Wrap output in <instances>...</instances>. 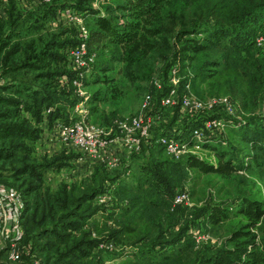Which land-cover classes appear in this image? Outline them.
Wrapping results in <instances>:
<instances>
[{"label":"trees","instance_id":"obj_1","mask_svg":"<svg viewBox=\"0 0 264 264\" xmlns=\"http://www.w3.org/2000/svg\"><path fill=\"white\" fill-rule=\"evenodd\" d=\"M168 1L100 0L102 6L96 10L87 6L86 0L71 2L62 0V4L57 0H50L41 2L39 7L44 6V16L54 17L61 9L71 7L85 17L89 28L87 44L89 49L96 53V58L90 65L91 71L89 70L81 82L85 87L101 83L106 86L103 91L99 88L90 94L89 102L94 104L100 100L117 99L123 94L114 74L112 59L104 58L106 51L117 53L124 64V68H117L116 72L133 79L135 75L133 66L156 49L154 38L170 30L163 17L164 5ZM207 10L209 11L206 17L197 16L190 18L188 22L182 21L183 26L175 31L172 65L176 66L177 74L180 72L176 65L178 60L197 61L196 74L185 77L190 87L192 84L197 86L215 79L224 71L223 62L219 59L205 58L210 49L216 48L224 41L235 47L245 41V44L251 47L257 44V38L263 34L259 31V17L264 10V0H217L210 2ZM7 12V18L0 21V35L8 25L14 26L16 19L24 14L17 8L15 0H8ZM31 24L33 25V22ZM68 28L72 29V27ZM68 28H64L62 32L44 42L41 47H36L34 41L26 42L24 45L19 42L12 44L11 35L0 38V66L4 68L1 70L5 72L32 70L35 79L41 82V86H27L26 92L16 90L9 91L6 95L0 93L2 106L0 108V183L18 188L26 203L21 213L22 224L25 226L24 233L13 247L14 252L20 253L23 264L31 261L34 252L41 250L48 253L46 264H76L78 259L88 257L96 250L99 252L101 250L99 244L106 239L113 238L118 241L128 239L133 244L141 242L149 236L144 229L146 218H150L148 210L157 209L165 198L169 200L172 208H181L184 205L173 204L177 192L172 197L168 196L169 194L166 193V189H169L168 179L163 176L164 172L160 169L154 173V168L147 172L150 183L145 187L150 192L148 194H154L153 190L156 189L160 196L150 198L146 203L138 196L124 199L126 203L123 202L126 207L124 216L117 220L115 227L110 229L98 228L100 223L96 221L93 224L95 219L91 223L96 230L93 229L94 226L86 227L91 217L101 210V206L94 205L97 192L109 180L115 182L122 175V180H125V171L122 173L117 171V168L113 170L106 168L110 173H117L113 176H102L96 184L95 182L87 185L65 183L54 194L48 191L43 194L38 193L44 183L43 170L61 169L66 165L64 158L68 157L61 154L62 156L46 157L43 161L35 160L33 157L34 142L41 132L38 123L43 120L44 112L50 109L47 114L50 121L64 114V108L57 106L56 90L51 89L52 82L57 83L60 90H63L61 77L67 76L70 79L75 76V72L68 66V54L77 38L75 35H65ZM19 52L22 53L21 59L13 60ZM98 55L103 58L102 64L94 69ZM151 83L156 91H160L158 95L152 90L148 91L153 96L148 111L153 109L158 111L157 105L169 92L171 85L162 88L156 86L154 82ZM70 93L71 91L69 97H71ZM73 100L75 102L77 98ZM179 107L176 106V110ZM92 109H96V106ZM23 111L28 112L29 115H25ZM203 113V117L217 116ZM112 116H115L114 113ZM251 116L225 122L229 136H236L239 140L234 148L229 149L225 144L219 145L216 138H207L204 141L203 145L212 150L215 162L191 154L184 158L185 164L191 168H198L204 173L224 175L249 169L251 162L264 154V115ZM175 118H172V121ZM197 118L191 116L182 130L172 131L169 126L160 135L166 134L191 140L194 136V128L201 125ZM147 143L149 147L163 148L154 142ZM102 166L106 165H97L94 174H98ZM10 179L12 181L9 182ZM143 186L141 184V187ZM138 191L142 193L141 189ZM29 197L34 201L33 206L27 201ZM30 209L31 212L28 214L27 211ZM202 215L204 221L212 226L221 225L229 220H232V224L221 244L208 250H201L197 264H264V201L261 198L249 194L237 198L232 203L208 204ZM33 237H36V240ZM38 238L43 240L40 241ZM164 243V240H151L146 254L151 257L160 254L158 257L161 258H153L158 261L155 264H178L176 257L185 250L181 249L170 254L169 251L175 249L176 241L175 244L169 243L167 246ZM168 249L170 250L167 251ZM50 258H53L52 263L49 262Z\"/></svg>","mask_w":264,"mask_h":264},{"label":"rangeland","instance_id":"obj_2","mask_svg":"<svg viewBox=\"0 0 264 264\" xmlns=\"http://www.w3.org/2000/svg\"><path fill=\"white\" fill-rule=\"evenodd\" d=\"M2 1L0 0V3ZM86 1L87 6H91V8L96 10L99 9V6H102V2H99L100 0ZM215 1L217 0H169L164 5L163 17L166 26L170 30L154 38L157 44L156 49L148 57L133 66L135 74L133 79L122 74L119 75L116 72L117 68H124V64L120 61L117 53L113 54L110 50L106 51L104 58L112 59L113 68L115 69L114 74L117 76L118 86L122 88L123 94L117 99L100 100L94 104H91L88 99L86 102L87 121L89 123L111 126L112 121L116 118L122 119L140 112L146 92L152 90L158 95L160 90L156 91L151 82L158 81L162 88L163 86L173 85L170 78V70L173 67L175 31L183 26L182 21L188 22L190 18L197 16L206 17L209 11L207 10L208 5L210 2ZM57 2L62 4V0H57ZM171 12L172 14H170ZM43 14L44 6H37L30 13L24 12L20 18L16 19L17 22L14 26H7L0 38L5 35H11L12 44L19 42L24 45L26 42L34 41L36 47H41L44 42L63 31V27L57 21L56 16H44ZM90 18L92 19V17ZM1 20L3 21L4 19L0 17ZM36 20L37 23H35ZM31 22H33V25ZM259 24V31L263 32V34L259 35V37L263 38L262 44L257 43L250 47L243 41V44L235 47L224 41L216 48L208 51L205 58H217L223 62L224 71L215 79L197 86L192 84L190 87L185 77L186 75L189 77L191 74H196L197 61L189 59L185 61L178 60L176 63L180 71L177 75L178 83L176 86L178 94H192L205 102L213 103L215 101L214 105L209 107L205 113H207L206 115H217L223 118L226 123L251 115H264V10L259 17ZM86 25L88 27L87 23ZM70 27L72 29L67 27L68 30L76 34V28L73 25ZM98 56L93 66L94 69L99 68L102 64L103 58L100 55ZM21 57L22 53L19 52L13 60H20ZM1 69H4L3 66H0V93L3 95H6L9 91L16 90H24L26 92L27 86H41V82L35 79V73L32 70L21 69L5 72ZM61 84L63 90H60L61 88L54 82H52L51 89L56 90L55 100L57 106L64 108V114L59 118L62 122H68L70 116L74 115L75 118H78L74 108L79 97L74 95L72 88L67 85L66 81ZM99 88L103 91L106 86L101 83L85 87L89 96ZM69 90L72 98L68 95ZM75 97L77 100L74 102L73 99ZM224 97L234 103V113H227L224 107L221 106L219 100ZM94 106H96V109H92ZM157 106L159 107L160 117L152 128V134L155 136L160 135L169 126L172 131L176 129L182 130L189 122V119H191L190 114L181 106L178 110H176V107L164 108L160 104ZM0 108H2L1 105ZM153 110L152 112H154ZM112 113L115 116H112ZM174 117L176 118L172 121ZM255 119L259 120V118ZM215 138L219 145L225 144V146H229V149L234 148V145H237L239 141L236 136H229L227 129L223 133H219V136ZM211 142H215V140H211ZM125 146L129 149L127 145ZM115 151L118 152L119 149L114 147L111 152L115 153ZM128 152L127 158L122 157V153V155H114L111 161L113 163L108 166L106 162L98 161L90 155H84L81 158L77 151L71 149L69 155L73 161L68 162V158H64L66 161L64 164L68 166L61 169L45 168L43 170L44 183L38 193L43 194L48 191L54 194L65 183L87 185L95 182L94 184H96L102 176H113L117 173H110V171H106L107 169L113 170L117 168V171L122 173L125 171V180H122L123 175L115 182L109 180L97 192L94 205L101 206V210L91 217L86 227L92 228L97 221L100 223L98 228L110 229L115 227L117 220L124 216V211L126 210L124 199L138 196L146 203L150 198H158L160 196L156 189L153 190L154 194H148L150 192L145 187L150 183V180L147 179V172L154 168V173L157 169H160L164 172L163 176L167 177L169 189H166V193L169 194L168 196L172 197L175 192L185 190L189 194L188 204H184L181 208H172L167 198L162 199L161 206H158L153 211L148 210L150 218H146L144 225V229L149 235L147 238L135 244L128 239H120L119 241L113 238L106 239L103 243L112 242L115 246L114 249H107L104 246L100 248L101 252L96 250L90 256L78 259L76 264H155L158 261L153 260V258H157L160 254H155L152 257L146 254V251L149 250L147 249L148 243L154 239L164 240L166 246L169 243L175 244L176 241L175 249L167 250H170V254L179 252L181 249L185 250L179 257H176L178 264H197L201 250H208L221 244L227 236L229 226L232 224V220L218 226L206 223L202 215L206 205L218 202L232 203L237 198L249 194H255L264 201V154L251 162L249 169L224 175L213 172L204 173L198 168L188 167L184 158H174L161 147H149L147 142L142 144L139 151L133 152L129 149ZM57 155L61 154L56 153L48 156L46 150L43 152L34 145L33 157L35 160L43 161L46 157L51 158ZM198 155L215 162L212 150L204 145L198 151ZM118 156L120 157L117 161ZM100 164L106 165L102 166L105 170H101L103 169L101 168L98 174H94L96 166ZM141 184L144 186L141 187ZM14 189L19 190L18 188ZM138 189H141L142 193H138ZM31 199L29 197L27 201L30 206H33L34 201L33 199L31 201ZM27 212L29 214L31 209ZM93 219L95 221L92 224L91 221ZM93 229L96 230L95 226ZM200 235H208L209 237L207 240L197 242L196 238ZM33 239L36 240V237H33ZM39 240L41 241L43 238ZM5 241H9V239L4 240L0 235V249L4 247ZM14 253L13 250H10L8 253L4 252L2 257L7 258L9 262L14 264L16 262ZM33 255L31 257L32 262L36 261L37 264H46L48 253L41 250L34 252ZM31 261L26 263L28 264ZM49 262L52 263L53 258H50Z\"/></svg>","mask_w":264,"mask_h":264},{"label":"built area","instance_id":"obj_3","mask_svg":"<svg viewBox=\"0 0 264 264\" xmlns=\"http://www.w3.org/2000/svg\"><path fill=\"white\" fill-rule=\"evenodd\" d=\"M15 1L16 4L20 5V2L24 1L23 3H25L28 0ZM34 1L41 3L50 0ZM61 13L65 15L66 23L70 26L73 25L77 30V41L69 49L68 54V66L71 71L75 72V76L70 79L66 77V83L72 87L74 95L79 97L80 100L74 108L78 118L73 115L69 117L68 122L57 121L55 130L59 141L78 149L82 154L81 158L84 155H90L98 161L111 165L113 163L111 162L113 157H109V147L111 145L123 143L131 151L137 152L144 142L160 144L174 158H185L191 154L198 155V151L203 148L204 141L207 138H215L219 136V133L221 134L226 130V121L223 118L218 116L203 117V112L212 107L215 101L213 103L205 102L192 94H178L176 66H173L170 70L173 85H171L169 92L161 98L160 105L164 108L181 106L191 116L198 117L197 119L200 120L201 125L194 128V136L191 140L166 134L156 138L153 136L152 128L160 117V112L148 111L153 98L151 92H146L141 110L137 114L122 119L116 118L112 121L111 126L89 123L87 121L88 111L86 106L89 95L81 80L89 72L90 65L96 58V53L91 51L87 44L89 28L85 23L84 16L71 7H65L61 10ZM262 41V37L257 38L258 44H262ZM154 84L160 87L158 81L155 80ZM219 102L227 113H234L235 105L230 99L224 97ZM49 112L50 109L45 111L46 114ZM188 201L189 194L185 190L178 191L173 199L174 204H188ZM23 209L24 200L21 193L10 186L0 184V235L1 238L12 240V248L15 247L23 233L21 218ZM208 237V235H200L196 240L200 242L201 240H207ZM104 246L111 250L115 248L112 242H102L98 247L102 248ZM14 259L18 264H23L19 252L14 253ZM33 264H37V262L33 261Z\"/></svg>","mask_w":264,"mask_h":264},{"label":"crops","instance_id":"obj_4","mask_svg":"<svg viewBox=\"0 0 264 264\" xmlns=\"http://www.w3.org/2000/svg\"><path fill=\"white\" fill-rule=\"evenodd\" d=\"M24 1L20 2V5L17 4V8L21 11V12H30V11H34L36 9L37 6H39V4L41 3H36L37 1H34V0H28L27 2L23 3ZM28 3V5H27ZM31 3V4H30ZM7 6H8V0H3L1 3H0V17H2V19H6L7 18ZM62 10V9H61ZM61 10L58 12V14L56 15L57 17V21L61 24V26L64 28L67 29V26L70 27V25H68L66 23V17L64 14L61 13ZM56 17H55V20H56ZM77 31V30H76ZM65 35H75L76 37V34H72L70 33V31H66V34ZM67 76H62L61 77V83L62 82H65L66 81V78ZM23 113L25 115H29L28 112H25L23 111ZM61 120L60 118H56L54 119L53 121H50L49 118H48V115L44 112L43 114V120L38 123V126L41 128V132H40V136L39 138L34 142V145L36 146L37 149H41V151H47L48 152V156H51L53 154H56V153H59V154H65L66 156H68V162H72L73 159H71V156L69 155V152L70 150H75L77 151V153L79 154V156H81V152L76 149L75 147L73 146H70V145H65V144H62L58 137H57V134H56V130H55V124L57 121ZM114 147L118 148L119 151L115 153H112L111 151L114 149ZM129 149L126 148V146L122 143H116L115 145H111L109 147V157L112 158L114 155H122V157H125L127 158L126 156L128 155V152ZM39 153V152H38ZM52 153V154H51ZM122 153V154H121ZM37 154V153H36ZM132 155V154H131ZM119 157L118 156V159L117 161L119 160ZM78 159V158H77ZM108 164V163H107ZM68 165H65L64 167H66ZM109 166V165H108ZM115 168V167H114ZM1 184V183H0ZM1 185H4V184H1ZM4 186H9V185H4ZM12 187V186H10ZM13 188V187H12ZM23 225V224H22ZM23 233H24V229H23ZM22 233V235H23ZM14 234V233H13ZM22 237V236H21ZM9 238L7 239H4V240H8ZM12 240L9 239V241H5V245L4 247H2V249H0V263H3V262H7L8 264H12L11 262H9L7 260V258H3L2 257V254L5 252V253H8L10 250H13L12 248ZM16 263V262H15Z\"/></svg>","mask_w":264,"mask_h":264}]
</instances>
